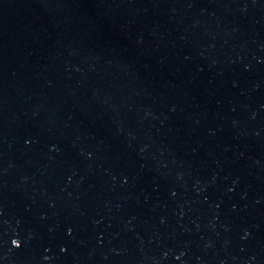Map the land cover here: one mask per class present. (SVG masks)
<instances>
[{
	"label": "water",
	"instance_id": "obj_1",
	"mask_svg": "<svg viewBox=\"0 0 264 264\" xmlns=\"http://www.w3.org/2000/svg\"><path fill=\"white\" fill-rule=\"evenodd\" d=\"M0 264H264V0H0Z\"/></svg>",
	"mask_w": 264,
	"mask_h": 264
},
{
	"label": "clouds",
	"instance_id": "obj_2",
	"mask_svg": "<svg viewBox=\"0 0 264 264\" xmlns=\"http://www.w3.org/2000/svg\"><path fill=\"white\" fill-rule=\"evenodd\" d=\"M13 245L16 246V247H19L20 246L19 243L16 242V241H13Z\"/></svg>",
	"mask_w": 264,
	"mask_h": 264
}]
</instances>
